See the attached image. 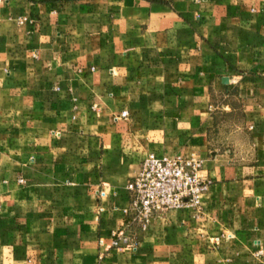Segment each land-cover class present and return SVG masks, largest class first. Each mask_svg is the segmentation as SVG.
Listing matches in <instances>:
<instances>
[{"label":"crops","instance_id":"obj_1","mask_svg":"<svg viewBox=\"0 0 264 264\" xmlns=\"http://www.w3.org/2000/svg\"><path fill=\"white\" fill-rule=\"evenodd\" d=\"M150 153L202 159L201 215L112 247ZM0 264H264V0L0 4Z\"/></svg>","mask_w":264,"mask_h":264},{"label":"built area","instance_id":"obj_2","mask_svg":"<svg viewBox=\"0 0 264 264\" xmlns=\"http://www.w3.org/2000/svg\"><path fill=\"white\" fill-rule=\"evenodd\" d=\"M6 1L0 0V4ZM120 116L126 117L127 111H122ZM202 166V159L193 155L148 154L139 172L126 183L129 201L122 210L125 220L120 228L111 231V246L135 248L136 230H146L154 217L171 209L186 208L198 218L202 198L211 183L202 174Z\"/></svg>","mask_w":264,"mask_h":264},{"label":"water","instance_id":"obj_3","mask_svg":"<svg viewBox=\"0 0 264 264\" xmlns=\"http://www.w3.org/2000/svg\"><path fill=\"white\" fill-rule=\"evenodd\" d=\"M224 81H226V79H224Z\"/></svg>","mask_w":264,"mask_h":264}]
</instances>
